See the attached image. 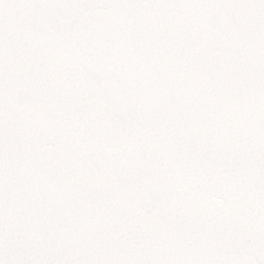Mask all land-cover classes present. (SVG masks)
I'll return each instance as SVG.
<instances>
[{"label":"snow or ice","instance_id":"1","mask_svg":"<svg viewBox=\"0 0 264 264\" xmlns=\"http://www.w3.org/2000/svg\"><path fill=\"white\" fill-rule=\"evenodd\" d=\"M0 264H264V0H0Z\"/></svg>","mask_w":264,"mask_h":264}]
</instances>
